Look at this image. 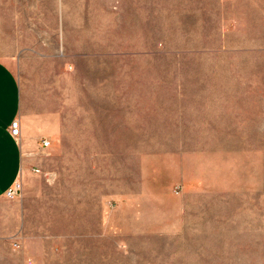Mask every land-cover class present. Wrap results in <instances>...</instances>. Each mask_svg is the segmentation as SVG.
<instances>
[{
  "label": "rangeland",
  "instance_id": "rangeland-1",
  "mask_svg": "<svg viewBox=\"0 0 264 264\" xmlns=\"http://www.w3.org/2000/svg\"><path fill=\"white\" fill-rule=\"evenodd\" d=\"M0 60L50 136L0 260L264 264V0H0Z\"/></svg>",
  "mask_w": 264,
  "mask_h": 264
},
{
  "label": "crops",
  "instance_id": "crops-1",
  "mask_svg": "<svg viewBox=\"0 0 264 264\" xmlns=\"http://www.w3.org/2000/svg\"><path fill=\"white\" fill-rule=\"evenodd\" d=\"M19 120L18 137L10 133V123ZM32 112L13 68L0 60V252L20 237L24 211L33 205L39 191L33 186L39 166L45 159L48 146L42 140L48 135L45 121ZM50 143V142H49ZM36 172V173H35ZM17 180L22 182L18 200L5 197L6 190ZM9 243V244H8ZM33 263L37 261L33 259ZM0 264H30L26 260H0Z\"/></svg>",
  "mask_w": 264,
  "mask_h": 264
},
{
  "label": "built area",
  "instance_id": "built-area-1",
  "mask_svg": "<svg viewBox=\"0 0 264 264\" xmlns=\"http://www.w3.org/2000/svg\"><path fill=\"white\" fill-rule=\"evenodd\" d=\"M19 120L16 118L11 121L10 123V133L13 137H18V131H19ZM49 141L43 140L42 145L43 147L48 146ZM36 172H39V170H35ZM22 192V182L20 180L15 181L5 192V197L12 200L16 199L20 196ZM13 246L16 248L18 246L17 242H13Z\"/></svg>",
  "mask_w": 264,
  "mask_h": 264
}]
</instances>
